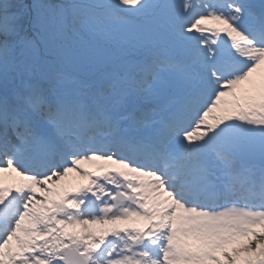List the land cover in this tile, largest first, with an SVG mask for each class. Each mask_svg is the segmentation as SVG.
<instances>
[{
    "label": "snow or ice",
    "instance_id": "6c2138e0",
    "mask_svg": "<svg viewBox=\"0 0 264 264\" xmlns=\"http://www.w3.org/2000/svg\"><path fill=\"white\" fill-rule=\"evenodd\" d=\"M0 264H264V0H0Z\"/></svg>",
    "mask_w": 264,
    "mask_h": 264
},
{
    "label": "rangeland",
    "instance_id": "374dc122",
    "mask_svg": "<svg viewBox=\"0 0 264 264\" xmlns=\"http://www.w3.org/2000/svg\"><path fill=\"white\" fill-rule=\"evenodd\" d=\"M77 179H79V178H77Z\"/></svg>",
    "mask_w": 264,
    "mask_h": 264
}]
</instances>
